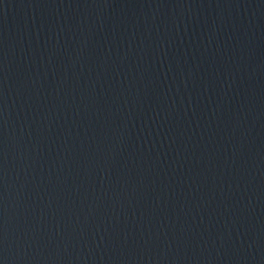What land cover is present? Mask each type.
I'll return each mask as SVG.
<instances>
[{
  "label": "water",
  "instance_id": "obj_1",
  "mask_svg": "<svg viewBox=\"0 0 264 264\" xmlns=\"http://www.w3.org/2000/svg\"><path fill=\"white\" fill-rule=\"evenodd\" d=\"M0 264H264V0H0Z\"/></svg>",
  "mask_w": 264,
  "mask_h": 264
}]
</instances>
